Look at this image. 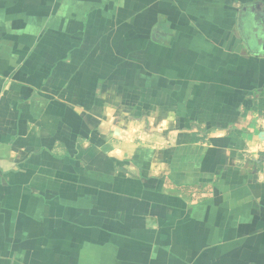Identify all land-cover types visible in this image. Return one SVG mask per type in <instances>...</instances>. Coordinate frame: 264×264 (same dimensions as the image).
<instances>
[{
  "label": "crops",
  "instance_id": "1",
  "mask_svg": "<svg viewBox=\"0 0 264 264\" xmlns=\"http://www.w3.org/2000/svg\"><path fill=\"white\" fill-rule=\"evenodd\" d=\"M264 0H0V264H264Z\"/></svg>",
  "mask_w": 264,
  "mask_h": 264
},
{
  "label": "trees",
  "instance_id": "2",
  "mask_svg": "<svg viewBox=\"0 0 264 264\" xmlns=\"http://www.w3.org/2000/svg\"><path fill=\"white\" fill-rule=\"evenodd\" d=\"M252 109L253 111H258V112H262L264 110V91L255 100Z\"/></svg>",
  "mask_w": 264,
  "mask_h": 264
}]
</instances>
